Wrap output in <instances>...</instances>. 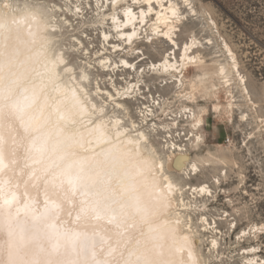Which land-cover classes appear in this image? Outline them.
<instances>
[{"label": "rangeland", "instance_id": "374dc122", "mask_svg": "<svg viewBox=\"0 0 264 264\" xmlns=\"http://www.w3.org/2000/svg\"><path fill=\"white\" fill-rule=\"evenodd\" d=\"M163 2L177 7L170 34L176 44L164 25L153 28L154 12L131 41L120 35L124 8L140 11L147 8L143 0H99V7L97 0H0V11L39 14L52 38L49 49L68 65L61 79L81 82L101 110L94 108V120L118 118L129 133L144 132L157 160L180 146L190 153L196 172L171 171L178 186L172 215L198 239L202 264H264V233L258 231L264 226V0H185L187 11L179 0ZM166 58L175 69L161 65ZM234 60L241 76L232 72L230 87L217 71L222 65L231 71ZM203 77L221 87L219 98L197 84Z\"/></svg>", "mask_w": 264, "mask_h": 264}, {"label": "bare ground", "instance_id": "6f19581e", "mask_svg": "<svg viewBox=\"0 0 264 264\" xmlns=\"http://www.w3.org/2000/svg\"><path fill=\"white\" fill-rule=\"evenodd\" d=\"M143 2L147 8L140 11L124 8L120 35L128 40L136 33L147 17L140 13L151 6L157 16L153 28L164 25L176 44L169 8L176 5ZM126 8L136 16L132 24L126 23ZM2 9L0 264H202L198 239L172 215L178 186L171 171L186 172L193 164L198 170L190 153L180 146L157 160L144 132L129 133L118 118L94 120L96 105L81 82L61 79L68 65L49 49L52 38L39 14ZM184 57L190 59L187 52ZM161 65L174 64L166 58ZM231 69L222 65L217 71L230 87L231 73L241 76L236 60ZM197 84L220 97L221 87L211 77ZM242 91L249 94L245 83ZM227 92L234 98L230 88ZM233 102L226 105L231 114ZM191 114L201 125L203 117Z\"/></svg>", "mask_w": 264, "mask_h": 264}, {"label": "snow or ice", "instance_id": "6c2138e0", "mask_svg": "<svg viewBox=\"0 0 264 264\" xmlns=\"http://www.w3.org/2000/svg\"><path fill=\"white\" fill-rule=\"evenodd\" d=\"M147 2H148V4L150 5L151 2H152V0H147ZM138 3H139V0H133V4H134V5H138ZM184 4H185V0H179V6H180L181 8H183L184 11H187V8L184 7ZM96 6L99 7V0H97V5H96ZM169 8L171 9V17H172L173 21H175L176 18H177V16H178V13H177V11H176V7L173 6V5H169ZM151 12H152V8H151V6H149V7H148V13H151ZM124 15H125L126 17H128V19H127V21H126L127 24H132L133 21L136 20V16L133 14V12H132V8H126V10L124 11ZM140 15H141V19H143V17H144L145 15H147V13L141 12ZM113 20L115 21V17H113ZM185 23H187V21H185ZM122 26H123V25H121V27H122ZM135 35H136L135 31H133V32L131 33V35L127 37V39H128L129 41H131V38L134 37ZM197 50H198V49H197ZM191 62H192V61H190V63H191ZM122 63H123V61H122ZM157 67H158V66H152V65H150V66H149V69H150V71H155V70H157ZM170 67L173 68V69H175L176 66H175V65H171ZM165 70L167 71V68H166ZM141 71H143V69H141ZM261 91H264V90H261ZM157 110H159V109H157ZM153 119H154V117H153ZM158 123H159V122H158ZM194 126H195V125H194ZM145 127H147V128L149 129V131H151V122L149 121L148 123H146ZM193 139L196 140V141H199V137H194ZM159 143H160V144H164V141H159ZM189 159H190V158H189ZM190 171H191V172H196V171H197V169H196V165H195V164L192 165V168L190 169ZM254 231H257V230H254ZM258 231L264 233V226H261V227L258 229ZM249 251H255V250H254V249H250ZM247 264H259V262H258L257 260H254V259H253V260H248V261H247Z\"/></svg>", "mask_w": 264, "mask_h": 264}, {"label": "built area", "instance_id": "2783aa9c", "mask_svg": "<svg viewBox=\"0 0 264 264\" xmlns=\"http://www.w3.org/2000/svg\"><path fill=\"white\" fill-rule=\"evenodd\" d=\"M227 140H230L229 138Z\"/></svg>", "mask_w": 264, "mask_h": 264}]
</instances>
